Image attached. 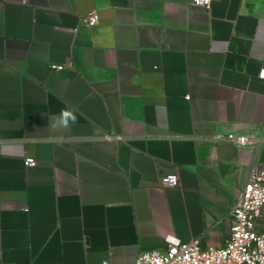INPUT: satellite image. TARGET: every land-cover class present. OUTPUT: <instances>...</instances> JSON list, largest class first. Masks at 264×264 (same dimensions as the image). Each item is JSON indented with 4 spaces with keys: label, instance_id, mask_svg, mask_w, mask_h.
<instances>
[{
    "label": "crops",
    "instance_id": "obj_1",
    "mask_svg": "<svg viewBox=\"0 0 264 264\" xmlns=\"http://www.w3.org/2000/svg\"><path fill=\"white\" fill-rule=\"evenodd\" d=\"M263 71L264 0H0V264L221 246L264 167L227 138L264 130Z\"/></svg>",
    "mask_w": 264,
    "mask_h": 264
},
{
    "label": "built area",
    "instance_id": "obj_2",
    "mask_svg": "<svg viewBox=\"0 0 264 264\" xmlns=\"http://www.w3.org/2000/svg\"><path fill=\"white\" fill-rule=\"evenodd\" d=\"M192 6L209 10L212 0H189ZM89 26L99 22V15L92 13L83 18ZM63 69V66H53ZM264 76V71L261 74ZM238 146H249L254 151L264 150V130L234 133L227 137ZM122 141L124 138L118 136ZM26 165L35 164L33 158H26ZM161 184L175 187L179 184L176 174L161 178ZM264 209V167L258 162L251 163L246 172L245 184L232 205L231 230L219 247H201L197 240L182 242L177 238L168 239L165 250L142 252L134 264H264V229L257 220ZM103 264H109L104 261Z\"/></svg>",
    "mask_w": 264,
    "mask_h": 264
},
{
    "label": "clouds",
    "instance_id": "obj_3",
    "mask_svg": "<svg viewBox=\"0 0 264 264\" xmlns=\"http://www.w3.org/2000/svg\"><path fill=\"white\" fill-rule=\"evenodd\" d=\"M77 123V115L71 108H64L58 116L52 117L51 126L53 129H67Z\"/></svg>",
    "mask_w": 264,
    "mask_h": 264
}]
</instances>
